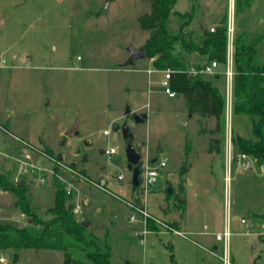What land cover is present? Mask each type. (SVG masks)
Returning <instances> with one entry per match:
<instances>
[{
  "label": "rangeland",
  "instance_id": "374dc122",
  "mask_svg": "<svg viewBox=\"0 0 264 264\" xmlns=\"http://www.w3.org/2000/svg\"><path fill=\"white\" fill-rule=\"evenodd\" d=\"M174 9L193 12L184 29L194 33L226 17L234 39L245 29L261 36L256 61L264 62V0H254L242 12L232 9L230 0H177ZM150 10L148 0H0V175L25 182L44 220L50 218L55 180L72 189L67 202L80 204L75 216L89 223L87 242L71 250L69 264L87 263V252L104 250L110 252V264H223L224 241L212 227L205 228L210 218L221 223L220 231L230 223L232 264H264V172L258 163L253 171L234 163L226 182L227 133L253 138L252 117L226 110L221 132L212 133L217 119L191 113L183 94L169 96L162 73L148 72L156 69L148 57L121 65L129 47H143L150 36L139 21ZM182 21L173 14L170 29L176 33ZM175 47L188 70L190 62L196 65L181 42ZM138 107L147 113L144 121L134 118ZM125 122L143 158L166 161L145 201L163 223L151 218L155 227L147 225L144 235L140 217L130 219L144 200L128 169ZM74 125L75 135L66 136ZM105 128L110 135H104ZM213 137L222 139L217 154L209 151ZM110 146L117 153L101 152ZM16 200L0 188V222L27 226L38 235L41 227L22 214ZM170 221H179L177 228L186 235L176 233ZM13 253L0 250L6 261L0 264L66 262L64 252L55 249L24 248L16 263Z\"/></svg>",
  "mask_w": 264,
  "mask_h": 264
},
{
  "label": "trees",
  "instance_id": "16d2710c",
  "mask_svg": "<svg viewBox=\"0 0 264 264\" xmlns=\"http://www.w3.org/2000/svg\"><path fill=\"white\" fill-rule=\"evenodd\" d=\"M151 10L139 16L140 25L150 31L143 47L155 68L170 67L176 71L171 78V87L178 94H183L187 100V107L191 113L201 116H213L217 119L212 133L221 132L222 119L226 112L225 81L218 84L224 77L223 72L207 75L201 72L202 68L217 60L224 65L227 61L228 24L227 18L221 20L214 30L200 27L198 32L184 28L193 17V12L177 13L174 9L177 0H148ZM254 0H235V10L242 12L248 9ZM178 14L183 20L179 30L175 33L170 27V18ZM262 39L254 36L245 29L234 39V77H233V113L252 117L253 138L232 133L234 149L255 159L260 167L264 166V62L256 61L257 47ZM181 42L189 54L207 56L206 60L196 63L193 67L198 73L188 72L187 64L182 55L176 52V42ZM223 71V70H222ZM225 80V79H224ZM222 149L221 137L210 140L209 151L219 153ZM237 156H235V160ZM58 170V167H57ZM54 202L48 208L49 219H42L36 213L29 197L25 192V185L19 181H11L0 175V188L16 195V205L21 211L32 218L33 225H39L41 232L34 235L29 227H15L0 222V250L13 249V263H16L24 248L55 249L66 255L65 264H69L71 250L86 244V227L77 219L73 205L67 200L70 194L60 180L54 183ZM135 189L138 188L133 186ZM150 229H154V221L148 220ZM13 232V234L11 233ZM87 263L76 260L77 264H110L109 250L87 252Z\"/></svg>",
  "mask_w": 264,
  "mask_h": 264
},
{
  "label": "built area",
  "instance_id": "2783aa9c",
  "mask_svg": "<svg viewBox=\"0 0 264 264\" xmlns=\"http://www.w3.org/2000/svg\"><path fill=\"white\" fill-rule=\"evenodd\" d=\"M230 6L232 9L235 8V0H230ZM211 30H214V27H211ZM233 59H234V26L233 23L230 22L228 25V44H227V61L226 66L223 71H220L217 69L219 62L217 60H213L210 64H207L205 67L202 68L201 72L207 74V75H214L219 72H223L224 79H225V92H226V110L229 111V113L232 110L233 105V77H234V65H233ZM150 60L153 62L155 60V57H151ZM2 62H5V59L2 60ZM2 65V64H1ZM153 71H157L162 73L161 77V83L165 87V91L169 94V96L173 97L176 96L177 93L172 89L171 87V78L173 73L176 71L175 69H172L170 67L162 68V69H148V72L151 73ZM189 73L196 74L198 73V70L195 67H191L188 70ZM5 132H8L7 129L3 128ZM230 132V130L228 131ZM104 135H109L111 132L109 129L103 130ZM104 153L106 154H115L117 153V147L110 146L108 148L104 149ZM226 153H227V172H226V182L228 184L230 183L232 179V167L233 164L236 163L238 166L245 163V161L250 157L245 153H239L237 154V159L235 160L234 156V146L232 143V134L231 132L226 136ZM30 153H25L26 158H30ZM142 165H141V175H142V181L139 185V193L142 200H144L143 206L136 207L135 211L131 213L130 219L136 220L137 217H140L141 221L143 222L144 229L139 233L144 235L146 232H148V220L151 218H154L158 223H163L160 219L154 217L147 209V206H145V201L147 200V194L150 190V187L154 184V182L157 180V176L159 174V169L166 165L165 160H161L160 162H157V160L152 161L151 157L147 156L146 158L142 157ZM33 165V164H32ZM34 166V165H33ZM262 169L264 170V166H262ZM124 175L120 173L118 175V179H123ZM42 179V178H41ZM68 194H72V189H67ZM73 210L75 213H77L79 210H81V206L78 203H74ZM176 233L186 235L184 232L172 228ZM231 236V230L229 227V222L225 226L224 230L221 232L216 233L217 240H223L224 241V252L222 256L223 264H232L230 259V248H229V239ZM0 260L3 262H6L4 257L1 256Z\"/></svg>",
  "mask_w": 264,
  "mask_h": 264
},
{
  "label": "water",
  "instance_id": "95a60500",
  "mask_svg": "<svg viewBox=\"0 0 264 264\" xmlns=\"http://www.w3.org/2000/svg\"><path fill=\"white\" fill-rule=\"evenodd\" d=\"M129 57L127 60H125L121 65L122 66H129V65H134L135 62L139 58H144L147 56L146 51L144 47H129ZM130 109H128V112ZM134 118L136 121H144L147 118V113H136L134 115ZM76 128L77 126L74 125L72 126L67 132L66 136L72 137L76 133ZM115 130L119 129V125H115L113 127ZM122 131L123 135L126 138V156H127V162H128V169L132 171V183L135 187L139 186L142 179L141 175V165L143 163L142 161V153H141V148L139 146H136L135 143L133 142L134 139V133L130 129V126L128 125L127 122H125L122 125ZM19 185L23 186L24 181L21 180L19 181ZM169 191L171 192L172 189L169 188ZM138 196V195H137ZM88 221L84 220L82 221L83 226L88 225Z\"/></svg>",
  "mask_w": 264,
  "mask_h": 264
},
{
  "label": "crops",
  "instance_id": "0c3cea01",
  "mask_svg": "<svg viewBox=\"0 0 264 264\" xmlns=\"http://www.w3.org/2000/svg\"><path fill=\"white\" fill-rule=\"evenodd\" d=\"M201 27H205V25H202ZM188 55V54H187ZM15 56V59L17 60V55H14ZM193 56V58H194V60H195V62L197 63V62H199L200 60H201V58L200 57H198L196 54H194V55H192ZM190 59V58H189ZM150 60V59H149ZM151 61V60H150ZM152 62V61H151ZM195 63V64H196ZM188 66H190V67H192V66H194V64H193V62H190V64L188 65ZM154 72V71H153ZM157 72V71H156ZM162 77V76H161ZM174 97V96H173ZM140 109L141 108H136V111L135 112H138V113H143V112H141L140 111ZM231 112H233V108H232V110H231ZM205 117H208V116H205ZM210 117H213V116H210ZM113 120H115V118H113ZM115 125H117V124H114V126ZM105 129H107V128H105ZM104 129V130H105ZM237 133H239V132H237ZM110 135V134H109ZM241 135H243V134H241ZM244 136V135H243ZM3 138H5V136H2V139ZM159 149H161V148H159ZM101 152H103L104 153V149H102L101 150ZM216 154H217V152H216ZM155 160H157V158H152V161H155ZM257 162H256V160L255 159H253V158H251V157H249L246 161H245V163H243L242 165H240V166H238V167H240V168H243V170L244 171H253L254 170V168H255V164H256ZM237 165V164H236ZM260 167V166H259ZM260 170H261V172H264V170L262 169V167H260ZM40 180H43V179H40ZM24 184H25V182H24ZM138 195V194H137ZM22 214H24L23 212H22ZM81 220V219H80ZM209 220H211L209 223H206L205 224V228L206 229H209L208 227H212V232L215 234V233H218V232H221L220 231V229H221V227H222V225H221V223H218V220H217V222H216V218L215 219H213V218H210ZM31 220L29 219V222H30ZM170 223H172V225H173V227L175 228V229H178L177 228V226H179V221H174V222H172V221H170ZM229 227H230V223H229ZM179 230V229H178ZM215 231H217V232H215ZM216 236V235H215Z\"/></svg>",
  "mask_w": 264,
  "mask_h": 264
},
{
  "label": "flooded vegetation",
  "instance_id": "af4514ba",
  "mask_svg": "<svg viewBox=\"0 0 264 264\" xmlns=\"http://www.w3.org/2000/svg\"><path fill=\"white\" fill-rule=\"evenodd\" d=\"M130 129L132 130V128L130 127Z\"/></svg>",
  "mask_w": 264,
  "mask_h": 264
}]
</instances>
